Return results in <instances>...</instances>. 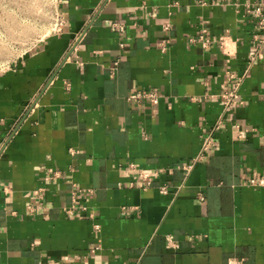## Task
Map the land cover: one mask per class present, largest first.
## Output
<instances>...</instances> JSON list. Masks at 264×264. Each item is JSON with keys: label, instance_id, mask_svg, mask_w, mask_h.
<instances>
[{"label": "crops", "instance_id": "crops-1", "mask_svg": "<svg viewBox=\"0 0 264 264\" xmlns=\"http://www.w3.org/2000/svg\"><path fill=\"white\" fill-rule=\"evenodd\" d=\"M248 2L264 15V0L59 1L61 29L0 71V264H264ZM143 89L155 105L128 99Z\"/></svg>", "mask_w": 264, "mask_h": 264}, {"label": "rangeland", "instance_id": "rangeland-1", "mask_svg": "<svg viewBox=\"0 0 264 264\" xmlns=\"http://www.w3.org/2000/svg\"><path fill=\"white\" fill-rule=\"evenodd\" d=\"M54 0H0V71L52 32Z\"/></svg>", "mask_w": 264, "mask_h": 264}, {"label": "built area", "instance_id": "built-area-1", "mask_svg": "<svg viewBox=\"0 0 264 264\" xmlns=\"http://www.w3.org/2000/svg\"><path fill=\"white\" fill-rule=\"evenodd\" d=\"M59 1L60 0H54L55 7H54V11H53L54 20H53L52 32L59 31L63 25V18L60 16V14L58 12ZM245 11L247 13L251 14L257 20V24L259 26V29L264 30V15H263L262 6L256 2H248L245 5ZM204 32H205V29H202V33H204ZM201 38H202V36H201ZM253 39H254L255 44H254V47H253L251 54H250V61H253L260 56V50L264 45V34L261 36H257L255 34ZM219 43L222 46V48H225V42H224L223 38H220ZM72 47H74V46H72ZM238 84L239 83L236 82L234 88H232L230 90H225L222 92L221 101H222V104L225 108H228L230 105H232L233 103L236 102V87L238 86ZM128 99L129 100H135L137 102L140 100H145L150 105H155L159 99V96L155 90L143 89V90H137V91L133 92L132 94H130L128 96ZM218 126H219V122H217V124H215V126L203 137L200 151L197 154L196 158H194V159H201L205 156V153L210 149V147L212 146V143H213V131L217 130ZM59 176L60 175H59L58 171H55L52 169H47L45 176H44V180L48 181V180H51L52 178H58ZM248 184L251 186H264V177L263 176L251 177L248 179ZM160 190L162 192H164V187H161ZM78 191H79V189L76 186H74L72 191H71V194L73 195V198H72L73 203L76 202V197H77ZM34 193H35V196L37 198H40L39 189L35 190ZM73 203L71 204V206L64 208L63 211L66 214H73L74 213L72 210V207L74 205ZM29 208H30V210L32 209L31 206H29ZM81 209L85 210V207H82ZM75 215L78 216L79 212L75 213ZM89 217H91V214H89ZM169 242L171 243L170 238H168V244H169ZM241 263H242V259H240V258L239 259L238 258H230L226 264H241Z\"/></svg>", "mask_w": 264, "mask_h": 264}]
</instances>
